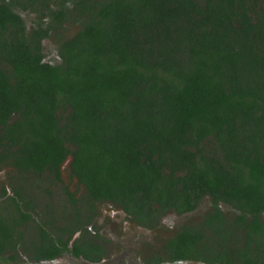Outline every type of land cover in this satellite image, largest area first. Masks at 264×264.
Wrapping results in <instances>:
<instances>
[{
    "label": "trees",
    "instance_id": "16d2710c",
    "mask_svg": "<svg viewBox=\"0 0 264 264\" xmlns=\"http://www.w3.org/2000/svg\"><path fill=\"white\" fill-rule=\"evenodd\" d=\"M70 21L78 31L58 33L51 60L43 41ZM4 167L17 175L0 204V262L22 260L25 235L36 262L68 251L100 202L143 215L210 195L237 209L236 227L253 220L206 261L264 264V0H0ZM181 239L186 251L199 237Z\"/></svg>",
    "mask_w": 264,
    "mask_h": 264
},
{
    "label": "flooded vegetation",
    "instance_id": "af4514ba",
    "mask_svg": "<svg viewBox=\"0 0 264 264\" xmlns=\"http://www.w3.org/2000/svg\"><path fill=\"white\" fill-rule=\"evenodd\" d=\"M102 204L113 206L117 213L110 217L109 222L100 225L98 209ZM153 209L141 215L127 213L121 205L113 202L97 203L91 220L83 218L87 230L76 231L70 239L65 236L68 251L50 260L31 261L37 264H220L206 260L217 257V253L223 249L233 252L237 247L235 239L238 235L244 236L247 230L243 227L253 220V216L247 213L249 222L241 225V228L236 227L235 220L240 214L237 209L225 201L216 202L210 195L197 199L194 207L188 210H185V204L180 210L173 206L162 210L157 204ZM219 219L223 221L219 222ZM261 221L264 226V211ZM127 223L135 228L134 231L126 226ZM188 231L193 236L197 235L199 240H194L195 243L189 244L185 251L181 238ZM219 231L222 236L227 233L231 236L233 232L231 244L220 245ZM78 240L79 247L76 249L74 244ZM256 247L252 243V250Z\"/></svg>",
    "mask_w": 264,
    "mask_h": 264
},
{
    "label": "rangeland",
    "instance_id": "374dc122",
    "mask_svg": "<svg viewBox=\"0 0 264 264\" xmlns=\"http://www.w3.org/2000/svg\"><path fill=\"white\" fill-rule=\"evenodd\" d=\"M45 12H47V10H45ZM25 15L27 16L28 21H29L28 27H30V25L35 23V21L38 19V15L31 11H26ZM43 20H47L48 22V19L43 18ZM67 23H70V24H67ZM67 23L63 25L65 26L64 31L53 32L51 36L45 38L43 41L44 52L47 55V57H49L51 60L54 58H58V47H59V42L57 38L58 33L64 34L63 32H66L67 34L65 36H67L66 38H69L68 36H71V35L73 36L78 31L79 26L76 22L70 21ZM70 164H71V158H68V160L63 165L62 176H63L64 184L69 185V187H71V190L75 191L76 188H78V185H77V180L70 179V176H69ZM16 175H17L16 171L11 167H4L0 170V204H1V201L3 200L4 189H7L8 192L13 193L12 186H13V183L15 184ZM26 179L28 182H31L33 180L32 176H27ZM20 182H22V180H20ZM62 189L63 188L61 187V185H58L52 188V190L54 191L52 198L55 204L60 203L64 199V193ZM43 193L45 196H40L41 201L51 202L52 199L50 200L48 196H46V193L45 192ZM82 193H83V188L81 187L80 193L78 191V194L80 195ZM47 198L49 200H47ZM98 212H99L98 222L101 223L100 225H102L105 222L107 223V221L109 222L110 217L116 216L113 214L117 213L114 210V207L113 206L110 207L109 204L100 205ZM126 226L131 227V230L133 231L135 229L133 226H131L130 223L129 224L127 223ZM25 236H26V238H24L25 244L20 245L18 248V251L20 252L22 256L21 257L22 260H18L16 263L14 262L12 263L11 261L0 262V264H37L31 261V257L28 254H26L27 253L26 250H23L27 248V245L29 244V240H30L28 235H25ZM110 238H112V235ZM23 251L25 253H23ZM7 256L8 254H6V257Z\"/></svg>",
    "mask_w": 264,
    "mask_h": 264
}]
</instances>
